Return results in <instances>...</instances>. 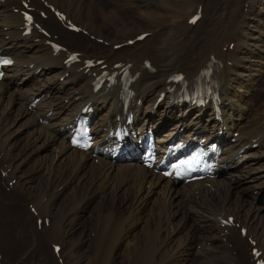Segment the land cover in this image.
Returning a JSON list of instances; mask_svg holds the SVG:
<instances>
[{
	"label": "bare ground",
	"instance_id": "1",
	"mask_svg": "<svg viewBox=\"0 0 264 264\" xmlns=\"http://www.w3.org/2000/svg\"><path fill=\"white\" fill-rule=\"evenodd\" d=\"M126 1L32 0L49 14L38 20L50 36L36 29L28 37L22 34V17L13 12L19 0L0 6V50L14 63L0 82V264H125L126 256L137 250L140 257L150 242L154 264H192L196 257L198 264H257L264 260V190L255 191L264 187L258 173L264 163L242 161L264 157V104L253 99L264 78V0H195L190 19L202 14L196 23L162 21L159 29L146 30L150 33L142 42L117 48L143 34L129 18L130 7L113 6ZM45 4L67 13L87 34L70 31ZM51 42L81 52V63L67 68L68 51L55 54ZM88 59H105L106 67L90 68ZM214 60L221 116L210 105L184 100L182 87L172 80L183 72L190 83L184 87L192 89ZM119 62L132 74L131 94L118 85L96 93L99 73L119 69ZM28 78L38 82L34 89H27ZM126 99L133 112L127 124L119 118ZM87 102L94 109L96 146L81 152L70 145L69 134ZM19 121L26 130L16 139ZM118 126L131 143L115 135ZM147 130L156 134L161 150L175 138L216 143L222 151L219 175L184 184L148 170L135 156H112L113 146L144 140ZM256 142L258 149L247 147ZM45 148L49 157L40 154ZM22 166L31 169L30 180L39 182L24 187L18 176ZM244 181L254 185L242 188ZM88 215L90 223L81 224ZM229 215L247 227L246 234L223 223ZM254 248L262 251L259 258Z\"/></svg>",
	"mask_w": 264,
	"mask_h": 264
},
{
	"label": "rangeland",
	"instance_id": "2",
	"mask_svg": "<svg viewBox=\"0 0 264 264\" xmlns=\"http://www.w3.org/2000/svg\"><path fill=\"white\" fill-rule=\"evenodd\" d=\"M111 1L112 0H110V1L109 0H104V2L107 3V4H110V3L112 4L113 2H111ZM127 1L122 6H121V4L124 3V1L121 4H118V5L114 3L113 6L119 8L120 10H122V9H128L130 7L129 9L131 11L129 10L128 12L130 14L133 13L132 14L133 16L130 15L131 17H129V18H131V21H134L135 20L134 26L137 27L138 32L140 34L146 32L147 29L155 30L156 28L159 27V24H162L165 21H169L170 23H172L174 25L175 24H178V23H181V22L188 21L190 19V17L193 16V13L197 10L196 9V6H195V0H146V1L143 2L144 4L143 3L140 4L137 0H133V1L127 0ZM130 3H132L133 6L130 5ZM133 7H134V9H133ZM129 21H130V19H129ZM28 81H30V85H29V87H27V89H34V87L36 86V83H38V82H36V80H34L32 78H28ZM71 84L72 83H70V85ZM69 87L70 86H68V88ZM65 89H66V85H65ZM253 99L256 100V102H259V104H264V78L259 80L258 85H257L256 90H255V95H254ZM175 122L176 121H174V122H168V125H167L166 128H164V131H168L170 128H172L175 125ZM240 122H243V121H240ZM23 124H24L23 121H19L18 122L17 129L19 130V133H17L15 135L16 139H18V138L21 139V134L23 132H25V130H26V128H25L26 126L23 125ZM236 135H237V133L234 135V137H237L238 136V135L237 136ZM234 137H233V139L231 141L232 143L235 140ZM40 154L43 155V156H45V157H49L51 155V153H50V151H49L48 148L41 149ZM259 159H263L262 162L264 163V157H260V158H257L255 160H254V158H248V159L243 160L242 162L248 163V164H255V163H257V161ZM239 160H241V159H239ZM252 162H254V163H252ZM259 164L262 165V163H259ZM30 170L26 166H24V167L22 166L19 169V172L20 173H18L19 178L22 179L21 182L23 181L22 185L24 187L26 186V188H28L30 186H33V183L35 184V183L39 182V180H37V181L30 180V178H31V171ZM217 172H218L217 174L219 175V170ZM233 172H234V170H233ZM230 173H232V171H230L229 174ZM258 173H260V176L264 178V170L258 171ZM229 177L230 176H227V179ZM227 179H224V180L221 179V180L225 182ZM24 180L26 182H24ZM263 181H264V179H263ZM28 182H30V183H28ZM250 182L251 181H244L242 183V188H245L246 186L254 185V183H250ZM256 184H258V183H256ZM10 188H12V187H10ZM263 190H264V187H259L257 189V191H255V192L263 191ZM7 192L10 193V192H13V191L11 189H9V190L7 189ZM246 194L248 196L247 201L248 202H251L252 199H253L254 191L253 190H250L249 192L246 191ZM156 196H158L160 198L162 197L161 196V193H159V192L156 193ZM152 202H154V201H151V204H152ZM263 205H264V203H263ZM36 217H37L38 220H40L39 216H36ZM89 218H90L89 215L86 216V218H84V219L82 218L81 224H88V223H90V219ZM142 222H143V220H142ZM238 229L241 231V228H238ZM42 232L44 234L46 233V231H44V230H42ZM229 234L230 233L228 231L225 235L226 236H229ZM89 235H92V233H90V231L88 229L87 236L89 237ZM176 240H178V239H176ZM150 243H151L150 245L149 244L146 245V247L144 248L145 250L143 249V247H141L143 250H141V254H140L141 256L140 257H139V255L137 253L138 251L137 250H134L135 252H132L133 254L131 253L130 254L131 256L128 255V256L125 257V262L124 263L125 264H128V262H129V264H131V263L132 264H135V263L138 262L137 264H154L155 263L154 262V258L152 257L153 256V252H154V250H153L154 247L151 248V246H153V243L152 242H150ZM123 252H125V250ZM135 256L136 257L138 256L140 259L139 258H135ZM141 258H142V260H141ZM198 258L199 257H196L195 259H193L194 261L192 262V264H198V262H199L198 261ZM121 259L123 261V257H121ZM143 260H145V261L142 263ZM130 261H131V263H130ZM140 261H141V263H140Z\"/></svg>",
	"mask_w": 264,
	"mask_h": 264
}]
</instances>
